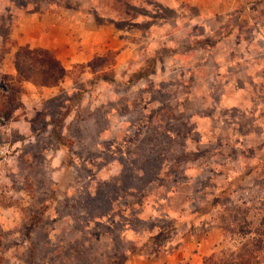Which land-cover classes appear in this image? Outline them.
I'll list each match as a JSON object with an SVG mask.
<instances>
[{
    "label": "rangeland",
    "instance_id": "374dc122",
    "mask_svg": "<svg viewBox=\"0 0 264 264\" xmlns=\"http://www.w3.org/2000/svg\"><path fill=\"white\" fill-rule=\"evenodd\" d=\"M123 1L0 0V264H134L165 256L179 232L197 235L190 247L221 250L264 233V0H239L233 17L256 56L207 61L204 78L199 68L196 78L173 71L161 47L143 67L163 59L156 75L111 84L108 101L106 87L91 101L86 89L59 86L108 79L107 52L67 70L59 91L34 105L8 74L19 46L10 34L29 8L123 14Z\"/></svg>",
    "mask_w": 264,
    "mask_h": 264
},
{
    "label": "crops",
    "instance_id": "0c3cea01",
    "mask_svg": "<svg viewBox=\"0 0 264 264\" xmlns=\"http://www.w3.org/2000/svg\"><path fill=\"white\" fill-rule=\"evenodd\" d=\"M123 3V14L112 10L109 15H102L94 6L86 11L78 8L79 11L69 14L59 11V8L50 12L29 8L10 38L18 45L47 49L65 70H71L74 66H88L97 57L112 52L114 63L110 65L109 78L99 79L98 85L73 83L72 80L59 82V86L73 87L76 95L78 90L86 89L85 93L91 96V101L97 96L98 86L106 87V101L117 95V91L111 89V84L126 82L129 87V78L143 69L153 51L161 47L170 50L171 63L175 62L173 71L180 70L182 76L189 78H196L198 68L197 75L207 77L204 67L207 61L219 66L221 61L232 64L241 57L248 59L256 56L253 41L244 40L233 22L236 10L241 7L238 8L239 0H141L138 4L124 0ZM136 7L143 11H133ZM128 9L132 11L131 14ZM164 10L172 12V15H164ZM243 47L246 48L245 52ZM155 60V67L143 77L156 75L157 62L163 67V59ZM8 74L15 76V68ZM92 74L91 68L86 67L83 79ZM59 86L41 85L29 80L21 84L23 98L34 105L54 96ZM196 88L194 81L191 82L187 93L192 96ZM206 91L207 84L200 83L199 92L204 94ZM224 102L225 99H220L215 105L221 106ZM177 235L179 239L171 241V248L165 256L137 255L134 264H201L205 257L221 250L205 241L208 231L203 233V240L209 245L203 246L201 240L195 248L190 247L187 240L196 234L179 232Z\"/></svg>",
    "mask_w": 264,
    "mask_h": 264
},
{
    "label": "trees",
    "instance_id": "16d2710c",
    "mask_svg": "<svg viewBox=\"0 0 264 264\" xmlns=\"http://www.w3.org/2000/svg\"><path fill=\"white\" fill-rule=\"evenodd\" d=\"M26 61L31 64L29 62L27 64ZM90 67L92 69V64ZM15 68L16 74L12 78L17 83L19 82V87L22 81L25 80L41 85H55L64 77L67 71L47 49L31 48L27 45L18 46ZM144 69L138 71V77L149 73L150 70ZM56 73L58 74L56 75ZM48 78H53V81L49 82ZM263 241L264 233H254V236L249 237V240L239 242L234 250L222 249L215 251L205 257L201 264H263L261 259L264 252Z\"/></svg>",
    "mask_w": 264,
    "mask_h": 264
},
{
    "label": "built area",
    "instance_id": "2783aa9c",
    "mask_svg": "<svg viewBox=\"0 0 264 264\" xmlns=\"http://www.w3.org/2000/svg\"><path fill=\"white\" fill-rule=\"evenodd\" d=\"M260 46H261V50H260L259 55L261 54L260 56H263L264 55V37L261 38Z\"/></svg>",
    "mask_w": 264,
    "mask_h": 264
}]
</instances>
